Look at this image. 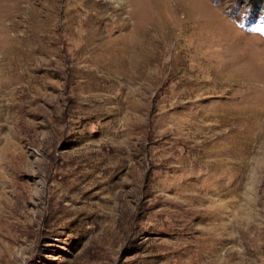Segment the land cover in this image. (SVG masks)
<instances>
[{"label":"rangeland","instance_id":"374dc122","mask_svg":"<svg viewBox=\"0 0 264 264\" xmlns=\"http://www.w3.org/2000/svg\"><path fill=\"white\" fill-rule=\"evenodd\" d=\"M0 264H264V0H0Z\"/></svg>","mask_w":264,"mask_h":264}]
</instances>
